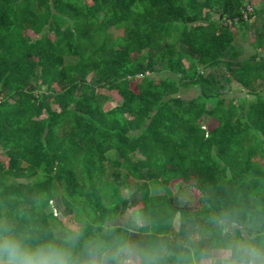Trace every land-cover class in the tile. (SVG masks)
Here are the masks:
<instances>
[{
    "label": "trees",
    "instance_id": "obj_1",
    "mask_svg": "<svg viewBox=\"0 0 264 264\" xmlns=\"http://www.w3.org/2000/svg\"><path fill=\"white\" fill-rule=\"evenodd\" d=\"M250 2L0 0V230L52 239L74 214L81 245L178 255L215 215L264 243V20L255 54L237 43ZM231 81L253 99L228 100Z\"/></svg>",
    "mask_w": 264,
    "mask_h": 264
},
{
    "label": "clouds",
    "instance_id": "obj_2",
    "mask_svg": "<svg viewBox=\"0 0 264 264\" xmlns=\"http://www.w3.org/2000/svg\"><path fill=\"white\" fill-rule=\"evenodd\" d=\"M207 227L198 229L178 255L166 243L142 246L123 239L109 243L102 236L81 245V232L39 239L17 231L0 230V264H264V243L258 244L239 219L210 216Z\"/></svg>",
    "mask_w": 264,
    "mask_h": 264
},
{
    "label": "rangeland",
    "instance_id": "obj_3",
    "mask_svg": "<svg viewBox=\"0 0 264 264\" xmlns=\"http://www.w3.org/2000/svg\"><path fill=\"white\" fill-rule=\"evenodd\" d=\"M263 0L257 1V2H253L254 7L260 8L262 5ZM257 5V6H256ZM252 23V28L247 32L246 36H242L239 37L237 39V43L241 46H243V48L245 49V56L248 57L250 55H253L256 53V51L252 48V43L253 41H255L256 36L258 35V33L263 30V18L260 17H256L252 19L251 21ZM262 56H264V51L260 52ZM136 83L132 84V87L134 90H136ZM230 87L232 88V92H228L226 94L227 99H231V98H242V97H248V99H253L252 96H247L246 95V90L242 89L239 85H237V83H235L234 81H231L230 83ZM171 88H169L168 86H164V85H160L159 86V90H170ZM102 93H105V91H102ZM106 94L111 98L113 105H118L121 103L122 99L121 97L118 95L117 92H106ZM199 94V91L196 88H192V89H187V90H182V95L185 98H193L196 97ZM264 94V91H263ZM111 107V104H106V108ZM215 123L212 121H208L207 123V128L211 129L212 127H214ZM8 159L3 155V153L0 151V163L7 165ZM264 164V162H263ZM173 191L174 194L177 198V200L179 201L180 204L182 205H189V206H195L198 204V193L190 186V185H173ZM122 195L124 197H127L129 195L128 191H123ZM134 211V209H130L126 212V214L124 215V217H122L123 221H126L129 217V215H131V213ZM64 219V223L70 228V229H77L81 223H79L75 217L74 214H72L71 216H68L66 219L65 218H61ZM175 226L176 229L178 227V221L175 222Z\"/></svg>",
    "mask_w": 264,
    "mask_h": 264
},
{
    "label": "crops",
    "instance_id": "obj_4",
    "mask_svg": "<svg viewBox=\"0 0 264 264\" xmlns=\"http://www.w3.org/2000/svg\"><path fill=\"white\" fill-rule=\"evenodd\" d=\"M254 1L257 2V1H260V0H251L250 4L253 5V2ZM253 7H254V5H253ZM254 8L260 10L259 13L256 16H254V18L260 17V18H263V20H264V0H263L262 5H261L260 8H258V6L257 7H254Z\"/></svg>",
    "mask_w": 264,
    "mask_h": 264
},
{
    "label": "built area",
    "instance_id": "obj_5",
    "mask_svg": "<svg viewBox=\"0 0 264 264\" xmlns=\"http://www.w3.org/2000/svg\"><path fill=\"white\" fill-rule=\"evenodd\" d=\"M253 14V7L251 4L247 6V9L243 12V17L245 20H249V17Z\"/></svg>",
    "mask_w": 264,
    "mask_h": 264
},
{
    "label": "water",
    "instance_id": "obj_6",
    "mask_svg": "<svg viewBox=\"0 0 264 264\" xmlns=\"http://www.w3.org/2000/svg\"><path fill=\"white\" fill-rule=\"evenodd\" d=\"M230 27L234 33V36L237 37L238 35V31H237V28L233 26L232 22H230Z\"/></svg>",
    "mask_w": 264,
    "mask_h": 264
}]
</instances>
